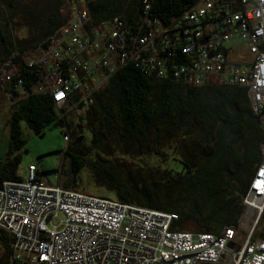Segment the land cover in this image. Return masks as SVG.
Returning a JSON list of instances; mask_svg holds the SVG:
<instances>
[{"label":"built area","instance_id":"1","mask_svg":"<svg viewBox=\"0 0 264 264\" xmlns=\"http://www.w3.org/2000/svg\"><path fill=\"white\" fill-rule=\"evenodd\" d=\"M93 1L62 0L61 25L22 56L37 66L33 92L51 95L66 143L67 122L75 124L130 61L192 86L246 88L262 129L261 161L237 222L247 234L239 245L231 225L218 234L173 230L175 213L65 188L58 174L51 184L29 164L0 187V230L12 238L8 264H264V239L253 237L264 212V0H189L165 21L152 14V0H142L133 27L118 16L92 23ZM16 71L11 59L4 63L1 87Z\"/></svg>","mask_w":264,"mask_h":264},{"label":"trees","instance_id":"2","mask_svg":"<svg viewBox=\"0 0 264 264\" xmlns=\"http://www.w3.org/2000/svg\"><path fill=\"white\" fill-rule=\"evenodd\" d=\"M186 1L152 0L151 12L165 21ZM141 5L142 0H95L88 11L92 23L118 16L133 27ZM61 9L62 0H0V68L9 59L17 66L2 88L14 96L29 92L13 104L9 146L0 159V187L3 181L19 179L16 168L26 152L19 122L37 136L49 126H64L51 95L33 92L37 66L22 59L61 25ZM20 30L24 36L14 35ZM93 98L78 123L67 122L71 137L63 157L73 180L87 167L95 186L115 200L175 213L173 230L190 227L218 234L226 225L237 229L242 198L261 161V124L246 88L192 86L148 74L130 61ZM82 128L89 133L87 142ZM167 149L178 157L181 171L173 172L164 164L148 169L127 159L141 161L145 153H153L166 164ZM253 237L264 239V212ZM11 241L0 235V264L9 263Z\"/></svg>","mask_w":264,"mask_h":264},{"label":"rangeland","instance_id":"3","mask_svg":"<svg viewBox=\"0 0 264 264\" xmlns=\"http://www.w3.org/2000/svg\"><path fill=\"white\" fill-rule=\"evenodd\" d=\"M24 34L23 30L14 32V35L18 36H24ZM10 66V63H6L4 69L9 68ZM16 101L17 98L12 97L10 93L3 91V88L0 87V159L4 158V155L8 150L10 115L13 110V104ZM79 119H77V123L79 122ZM19 125L21 127L22 138L25 140L26 152L21 153V161L16 168L18 176L23 177L26 173L27 166L29 164H34L38 166L41 176L46 178L51 184H56L58 182L56 177V174H58L59 183L62 187L88 194L113 198L112 195L104 188L95 186L91 173L87 167H83L76 174L75 179L73 180V177L69 172L68 159L67 157H63L67 143L63 134L64 129L62 127L49 126L45 129L42 136H37L25 125L24 122H19ZM81 134L84 136L83 141L87 142L89 140L88 131L85 130V128H82ZM165 151L168 160V163L166 164L162 163L160 158L153 153H145L141 161L131 158L127 159L144 165V167L148 169H154L155 167L164 168V165H166L173 172L181 171L182 165L177 160L178 157L174 156V152H171L170 149ZM185 231L195 232V230H192L190 227H186ZM246 234L247 233L241 229H236V236L239 239L244 240ZM0 235L7 236L8 234L0 230ZM2 257L3 249L0 247V259ZM218 264H226V262Z\"/></svg>","mask_w":264,"mask_h":264},{"label":"bare ground","instance_id":"4","mask_svg":"<svg viewBox=\"0 0 264 264\" xmlns=\"http://www.w3.org/2000/svg\"><path fill=\"white\" fill-rule=\"evenodd\" d=\"M254 216V214H253V211H248L246 214H245V218L246 219H249V218H252Z\"/></svg>","mask_w":264,"mask_h":264},{"label":"crops","instance_id":"5","mask_svg":"<svg viewBox=\"0 0 264 264\" xmlns=\"http://www.w3.org/2000/svg\"><path fill=\"white\" fill-rule=\"evenodd\" d=\"M236 240H238V244L240 245L242 243V240L243 239H239L237 236H236Z\"/></svg>","mask_w":264,"mask_h":264},{"label":"water","instance_id":"6","mask_svg":"<svg viewBox=\"0 0 264 264\" xmlns=\"http://www.w3.org/2000/svg\"><path fill=\"white\" fill-rule=\"evenodd\" d=\"M228 247H229V248H232V247H233V243H229V244H228Z\"/></svg>","mask_w":264,"mask_h":264}]
</instances>
